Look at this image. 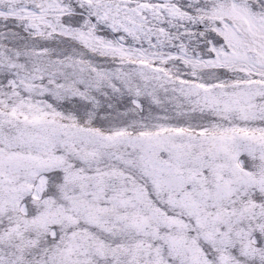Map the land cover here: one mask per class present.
I'll return each instance as SVG.
<instances>
[{"label": "snow or ice", "instance_id": "6c2138e0", "mask_svg": "<svg viewBox=\"0 0 264 264\" xmlns=\"http://www.w3.org/2000/svg\"><path fill=\"white\" fill-rule=\"evenodd\" d=\"M0 264H264V0H0Z\"/></svg>", "mask_w": 264, "mask_h": 264}]
</instances>
